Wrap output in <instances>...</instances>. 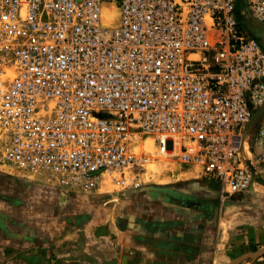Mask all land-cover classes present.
<instances>
[{
    "label": "built area",
    "instance_id": "2783aa9c",
    "mask_svg": "<svg viewBox=\"0 0 264 264\" xmlns=\"http://www.w3.org/2000/svg\"><path fill=\"white\" fill-rule=\"evenodd\" d=\"M238 2L0 0V165L88 194L139 189L174 160L249 192L264 46L243 21L264 25V0Z\"/></svg>",
    "mask_w": 264,
    "mask_h": 264
},
{
    "label": "crops",
    "instance_id": "0c3cea01",
    "mask_svg": "<svg viewBox=\"0 0 264 264\" xmlns=\"http://www.w3.org/2000/svg\"><path fill=\"white\" fill-rule=\"evenodd\" d=\"M11 170L0 165V264H228L264 246V177L226 197L186 165L174 181L102 199Z\"/></svg>",
    "mask_w": 264,
    "mask_h": 264
},
{
    "label": "rangeland",
    "instance_id": "374dc122",
    "mask_svg": "<svg viewBox=\"0 0 264 264\" xmlns=\"http://www.w3.org/2000/svg\"><path fill=\"white\" fill-rule=\"evenodd\" d=\"M238 12L240 13V9H238ZM262 121H263V118L258 120L257 122H255V124L253 125V127L251 128V132L249 135L253 134V136L258 132L259 128L261 127L262 125ZM248 135V137H249ZM250 137V140H249V143L253 142V139L252 137ZM247 146H248V151L249 152H256L255 150V147L254 146H250V144H248L247 142ZM180 166H186L185 164H182V163H179L177 161H169V162H166V161H162V162H159V163H154L152 165H150V171L148 173V175L146 176L145 178V183H153V184H166L168 182H171V181H174V179H177L176 176H171L172 174V170L174 172H176L178 170V167ZM9 167V166H8ZM12 169V176H14L13 178H18V174H20L19 170H17L16 168H11ZM31 180H35V179H31ZM259 180V179H258ZM63 190V189H62ZM106 189L104 190L103 189V193L104 194H96V193H88V194H83V193H75V194H80V195H86V196H90V197H93V198H102V199H105V198H108L112 195H108L109 193H106ZM65 192V190H64ZM68 193H74V192H69V191H66Z\"/></svg>",
    "mask_w": 264,
    "mask_h": 264
},
{
    "label": "water",
    "instance_id": "95a60500",
    "mask_svg": "<svg viewBox=\"0 0 264 264\" xmlns=\"http://www.w3.org/2000/svg\"><path fill=\"white\" fill-rule=\"evenodd\" d=\"M243 23L246 25L247 30L253 34L254 36L258 37L263 46H264V25L260 24V23H253V22H249V21H243ZM264 117V106L261 107L260 109L256 110L253 113L251 122L248 124L244 137H248V135L251 132V128L253 127V125L255 124V122H257L258 120L262 119ZM248 165L250 166L252 172L254 173V168L250 165V163L248 162ZM258 181V176L254 173V183ZM254 186H252L251 190H253ZM219 193L222 196H230L228 193L222 192V190L219 191ZM264 255V246L262 248H259L255 251H251V252H246L244 254H242L241 256L235 258L234 260H232L231 262H229L228 264H240L241 262H243L244 260L248 259V258H257Z\"/></svg>",
    "mask_w": 264,
    "mask_h": 264
}]
</instances>
